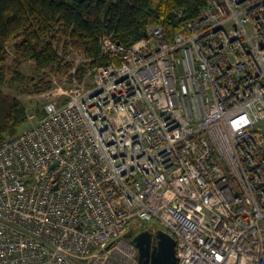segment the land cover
<instances>
[{"label": "built area", "instance_id": "built-area-1", "mask_svg": "<svg viewBox=\"0 0 264 264\" xmlns=\"http://www.w3.org/2000/svg\"><path fill=\"white\" fill-rule=\"evenodd\" d=\"M100 44L89 89L0 143V264H139L145 225L177 264H264V0Z\"/></svg>", "mask_w": 264, "mask_h": 264}, {"label": "trees", "instance_id": "trees-1", "mask_svg": "<svg viewBox=\"0 0 264 264\" xmlns=\"http://www.w3.org/2000/svg\"><path fill=\"white\" fill-rule=\"evenodd\" d=\"M208 1L0 0V143L20 134L34 115L21 96L46 93L52 88L46 76L73 71L65 60L69 51L90 61L77 71L82 79L92 69L110 64L102 54L103 36L130 47L146 38L153 27L162 26L170 39L196 19ZM10 55L14 56L11 64ZM28 62L34 64L32 76L23 71ZM35 113L39 121L45 117L44 108L36 107Z\"/></svg>", "mask_w": 264, "mask_h": 264}, {"label": "rangeland", "instance_id": "rangeland-1", "mask_svg": "<svg viewBox=\"0 0 264 264\" xmlns=\"http://www.w3.org/2000/svg\"><path fill=\"white\" fill-rule=\"evenodd\" d=\"M62 53V50L60 51ZM14 56L10 55L9 64L13 63ZM65 60L67 63L73 65V71L66 75H55L50 74L46 76V81L52 82V88L50 91L34 96H21V98L28 104L30 110L32 111L31 114H34L33 119H30L27 123H25L21 129L20 133L26 132L36 126L40 121L39 118L35 115V108L41 107L44 108L45 103L47 100H51L53 98H64L69 92L76 90V89H89L92 86L94 80V72L96 69L94 68L90 72H88L82 79H80L77 75L78 69L84 65L89 64L90 61L85 58L84 55L80 53H76L73 51H69L67 55H65ZM34 64L32 62H28L24 65L23 71L28 76H32ZM36 82V81H35ZM135 232H139L140 228L133 230ZM137 234V233H136Z\"/></svg>", "mask_w": 264, "mask_h": 264}, {"label": "water", "instance_id": "water-1", "mask_svg": "<svg viewBox=\"0 0 264 264\" xmlns=\"http://www.w3.org/2000/svg\"><path fill=\"white\" fill-rule=\"evenodd\" d=\"M83 3L86 0H73ZM139 249V264H177L176 239L165 230H144L133 238Z\"/></svg>", "mask_w": 264, "mask_h": 264}]
</instances>
